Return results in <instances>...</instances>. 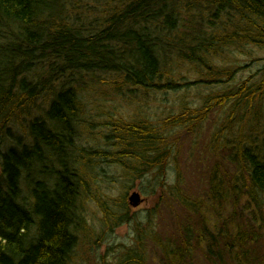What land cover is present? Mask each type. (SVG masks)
Instances as JSON below:
<instances>
[{
  "label": "trees",
  "instance_id": "16d2710c",
  "mask_svg": "<svg viewBox=\"0 0 264 264\" xmlns=\"http://www.w3.org/2000/svg\"><path fill=\"white\" fill-rule=\"evenodd\" d=\"M242 50L264 52V0H0V264H72L79 235L96 243L129 222L134 244L117 264H147L148 245L166 264L196 253L208 264H264V65L254 82L211 90L158 124L108 115L110 153L76 145L80 131L94 134L82 99L95 82L117 98L176 92L187 84L175 70L186 64L196 87L223 86ZM221 58L234 63L220 66ZM216 109H225L209 146L218 157L206 200L193 202L170 132L196 135ZM95 158H111L127 181L154 176L151 194L160 191L187 221H175L170 236L153 224L154 207L137 221L126 193L101 195ZM88 202L102 214L97 239Z\"/></svg>",
  "mask_w": 264,
  "mask_h": 264
},
{
  "label": "rangeland",
  "instance_id": "374dc122",
  "mask_svg": "<svg viewBox=\"0 0 264 264\" xmlns=\"http://www.w3.org/2000/svg\"><path fill=\"white\" fill-rule=\"evenodd\" d=\"M250 52L251 56L248 55ZM236 64L240 67L233 79L223 86H195L196 71L188 66L182 65L175 71L177 72L178 82L182 78V83L187 84L176 92L156 93L140 90L135 94L126 95V98H117L113 96L108 89H103L98 82L94 85L97 89L93 93L91 99L83 97L82 104L84 109V117L86 121L91 123L92 132L87 136L80 131V138L77 139L76 145L88 152L96 150L108 151V147L104 146L103 135L107 133L104 127L108 121V115L119 116L124 119L137 118L144 116L153 124H158L160 120L165 119L169 115H175L179 111L181 104L187 103L190 107H198L201 98L208 95L211 90H215L226 85L237 86L240 83L249 80L254 82L261 76V69L264 65V52L254 50L239 51ZM222 59L220 66L233 65L232 59ZM233 62V63H232ZM107 87V86H106ZM134 94V93H133ZM202 96V97H201ZM44 107V101H41ZM225 109H216L208 119L202 124L199 131L195 134H186L181 129H175L170 132L175 148L179 149L178 169L181 171L184 189L186 194L194 200H206V181L209 167L215 162L218 154L210 151V143L212 135L218 129L223 121ZM264 129V128H263ZM14 137H23V131H13ZM2 137L0 136V141ZM1 147V145H0ZM4 147L0 148V153L4 151ZM220 157V156H219ZM94 167L100 181L101 195L103 197L116 199L125 195L128 203V196L132 192H138L142 199L138 207H131L128 203L130 216L135 215L138 220H143L147 212L152 207L157 211V217L153 224L157 225V229L163 236H170L174 229V222L183 223L187 221V215L182 214L176 204L165 200L160 191L151 194L150 186L155 185L154 176H145L135 181H127L123 176L122 169L111 161V158H95ZM174 180V172L170 167L167 170L166 183L170 184ZM159 183L154 187L156 190ZM106 200V199H105ZM167 203V204H166ZM210 224L214 222V216L207 211ZM84 218L88 226L91 227L96 239L100 234L102 214L94 203L88 202L84 210ZM99 238V237H98ZM134 224L133 222L122 224L116 227L110 233H104L96 243L86 242L83 235H79L78 244L74 252V260L72 264H117L122 252L130 248L134 244ZM147 264H166L159 251L152 245H148L145 249ZM186 264H208L200 255L194 254L190 261ZM185 264V263H183Z\"/></svg>",
  "mask_w": 264,
  "mask_h": 264
},
{
  "label": "water",
  "instance_id": "95a60500",
  "mask_svg": "<svg viewBox=\"0 0 264 264\" xmlns=\"http://www.w3.org/2000/svg\"><path fill=\"white\" fill-rule=\"evenodd\" d=\"M141 201H142V199H141L140 194L138 192H132L128 196V203L133 208L138 207L140 205Z\"/></svg>",
  "mask_w": 264,
  "mask_h": 264
}]
</instances>
